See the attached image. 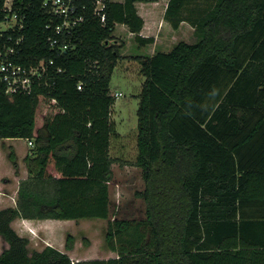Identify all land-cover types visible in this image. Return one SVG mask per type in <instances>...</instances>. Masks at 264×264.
<instances>
[{
  "label": "trees",
  "instance_id": "trees-1",
  "mask_svg": "<svg viewBox=\"0 0 264 264\" xmlns=\"http://www.w3.org/2000/svg\"><path fill=\"white\" fill-rule=\"evenodd\" d=\"M139 1L159 0H105V22L89 3L61 52L41 1L25 0L19 61L45 60L48 71L31 93L10 97L0 82V142L34 143L17 206L0 209L9 243L0 264H264V0H169L164 19L174 29L189 23L196 41L136 57L145 80L135 164L145 188L135 194L145 214L112 216L110 86L122 46L113 32L121 23L139 46L154 42L141 35ZM9 159L18 170L14 149ZM18 217L105 219L117 256L73 262L50 245L30 251L12 226ZM74 244L67 234V250Z\"/></svg>",
  "mask_w": 264,
  "mask_h": 264
},
{
  "label": "rangeland",
  "instance_id": "rangeland-1",
  "mask_svg": "<svg viewBox=\"0 0 264 264\" xmlns=\"http://www.w3.org/2000/svg\"><path fill=\"white\" fill-rule=\"evenodd\" d=\"M165 1L161 0V5ZM128 33L129 31L123 26H119L115 33L117 35L115 39L122 38L125 45L121 50L123 58L118 61L113 71L110 86L113 94L121 92L122 95L119 97L115 96L116 102L112 108L111 115L118 135L113 136L111 139L110 155L116 162L112 166L114 174L109 188L112 201V216L141 219L145 214V202L135 193L145 188V181L142 169L136 166L135 161L138 154V95L141 92L140 86L145 78L139 72L138 66L134 61L135 58L131 56L142 54L141 52H143L144 48H139L135 38L128 35ZM173 40L174 42L176 40L190 42L191 37L188 30H181L175 34ZM146 51H151V48H147ZM11 140L0 142L1 173L3 172V161L6 168H8L9 164H13L8 158L11 150L9 144L17 146L19 152L27 148V140ZM32 148L33 146H28L27 150L31 151ZM17 161L20 168L24 166L21 158H18ZM107 224L108 221L105 219L60 220L55 221V223L44 221L41 222L43 228L40 233L36 232L25 236L30 239L29 248L30 251H33L43 249L47 243H52L53 246L55 245L54 247L60 244L63 246V241L66 244L67 234L71 233L75 237L74 251L71 254L73 261L76 262V258L83 260L84 257L106 259L117 256L115 252H110L105 242ZM2 241L0 237V251L2 250ZM63 248L66 250L65 247Z\"/></svg>",
  "mask_w": 264,
  "mask_h": 264
},
{
  "label": "built area",
  "instance_id": "built-area-1",
  "mask_svg": "<svg viewBox=\"0 0 264 264\" xmlns=\"http://www.w3.org/2000/svg\"><path fill=\"white\" fill-rule=\"evenodd\" d=\"M40 1L49 16L46 28L54 34L48 40L53 48L58 47L61 52L69 49L64 38L85 20L89 3L93 5L94 15L102 22L106 20L105 0ZM27 20L25 0H0V82L10 97L18 92L31 93L35 83L41 81V77L48 71L45 60H38L31 65L19 61ZM121 95V92L115 93L116 97ZM28 145L32 147L33 141L28 140Z\"/></svg>",
  "mask_w": 264,
  "mask_h": 264
},
{
  "label": "crops",
  "instance_id": "crops-1",
  "mask_svg": "<svg viewBox=\"0 0 264 264\" xmlns=\"http://www.w3.org/2000/svg\"><path fill=\"white\" fill-rule=\"evenodd\" d=\"M112 1L124 2V0H112ZM160 2H161V0H159L157 2H140V1L136 2L137 11H138L139 15L144 19V22H145L144 26L141 30V35L143 37H153L154 38L153 43L147 44L146 46H142V47L138 45L139 48H144L142 50L143 52H141L142 54H137L135 56H131L132 58H135V60L134 59L133 60L135 61L136 65L138 66V70L140 73H141V64H140L139 60L136 59V57H152L157 52H169V51H171L175 45H177L179 42H181L180 40H176L177 42L176 41L174 42V40H173L175 37V34H177V32H180L181 30L182 31L188 30L190 37H191V41L188 43H193L196 41V37L194 35V28L189 23L182 22L178 29H174L171 26V24L164 19V15H165L169 0H166L165 3L162 5ZM119 26L125 27L129 31L128 35L135 38V34L129 30L127 25L121 24V23L116 24L115 30L113 32L114 37H117V35L115 33H116V29ZM114 41L117 42L118 44L119 43L122 44V46L120 48V54H121V50L125 45L124 41L122 40V38H116ZM182 41H184V40H182ZM147 48H151V51L147 52L146 51ZM121 58H123L122 54H121ZM121 58H119V60ZM143 82L140 86L141 90H142ZM138 97H139V95H138ZM11 139H16V138H9L6 140H11ZM6 140H4L2 142H6ZM28 146L29 145H28V140H27V148H28ZM9 148L15 150V152L17 154V158H21L23 160L24 166L21 168L19 166L18 170H17L14 166H12L13 164L12 165L9 164L8 168H6L4 165V161H3V166H2L3 172L2 173H1V167H0V209L17 206L18 199H19V189H20L21 181L29 179V176H30L28 169H27V166H26V163H25V157L29 153H31V151H28L26 148L25 150H22L21 152H19L17 150V146H15L14 144H9ZM1 158L2 157L0 154V162L2 160ZM8 158H9V155H8ZM10 162H11V160H10ZM44 221H52L53 223H55V221H60V220H58V219H30V218L18 217L12 221V226L20 235H22V236L28 235L29 236L30 234H35L36 232L40 233L41 229L43 228V226L41 225V222H44ZM0 237L3 240L2 246H1L2 250L0 251V253H2L5 249H7L9 247V243L2 236H0ZM48 245L53 246L52 243H49V244L47 243V245H45V247ZM56 246L57 247H55V248H58L59 250L66 252L73 259L71 254H72V251H74V248L72 250H67L66 244L64 241H63V246L61 244L56 245ZM63 247H65L66 250ZM43 249H41V250H43ZM110 252L113 253V251H111V250H110ZM87 255L89 256L88 253H87ZM88 258L94 259L93 257H84L83 260H87ZM106 259H108V258H106ZM75 260L78 261L79 259L76 258ZM73 262H75V261H73Z\"/></svg>",
  "mask_w": 264,
  "mask_h": 264
}]
</instances>
